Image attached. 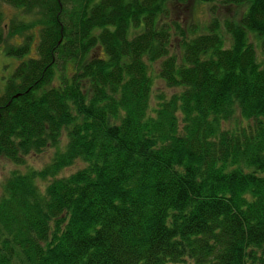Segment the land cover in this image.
<instances>
[{
    "label": "trees",
    "instance_id": "16d2710c",
    "mask_svg": "<svg viewBox=\"0 0 264 264\" xmlns=\"http://www.w3.org/2000/svg\"><path fill=\"white\" fill-rule=\"evenodd\" d=\"M1 1L0 264H264V0Z\"/></svg>",
    "mask_w": 264,
    "mask_h": 264
},
{
    "label": "rangeland",
    "instance_id": "374dc122",
    "mask_svg": "<svg viewBox=\"0 0 264 264\" xmlns=\"http://www.w3.org/2000/svg\"><path fill=\"white\" fill-rule=\"evenodd\" d=\"M244 10L245 7L243 6H226L222 3L221 0L214 1L210 4L194 0L187 5L179 4L176 7L171 6L172 18H176L183 24L189 26H191L192 24L202 25L206 23L213 15H217L221 19H225L227 17L233 18L236 14L240 16ZM22 17L24 16L23 12L20 9H17L0 0V26L3 24L9 25L13 19H20ZM38 38L39 35L37 31L31 41V54H35ZM12 42L19 44L23 42V37L16 35L12 38ZM15 63H17L16 58L10 55H4V53L1 52L0 49V77H2L4 74H7L6 69L11 70ZM156 84L160 88L164 86L162 81H157ZM65 142V138H63V141L60 144L62 148L64 147ZM55 152L56 148L51 147L42 154L30 155L29 157H27L26 163L20 167H17L16 165H14V163L6 158H0V187L2 186L3 181L10 174L12 169L19 168L21 170H26V168L28 167L40 169L53 160ZM79 166H81V164L77 163L75 166L66 169V171L62 174H67L72 170H75L76 167L78 168Z\"/></svg>",
    "mask_w": 264,
    "mask_h": 264
}]
</instances>
